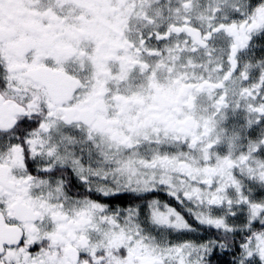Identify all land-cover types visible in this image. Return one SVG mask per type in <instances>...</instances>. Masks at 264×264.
Instances as JSON below:
<instances>
[{
  "label": "snow or ice",
  "instance_id": "1",
  "mask_svg": "<svg viewBox=\"0 0 264 264\" xmlns=\"http://www.w3.org/2000/svg\"><path fill=\"white\" fill-rule=\"evenodd\" d=\"M0 264H264V0H0Z\"/></svg>",
  "mask_w": 264,
  "mask_h": 264
}]
</instances>
